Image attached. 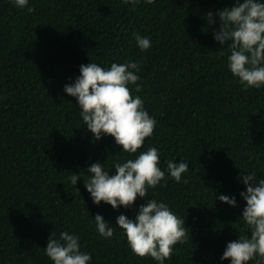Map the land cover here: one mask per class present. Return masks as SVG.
<instances>
[{
    "label": "trees",
    "instance_id": "1",
    "mask_svg": "<svg viewBox=\"0 0 264 264\" xmlns=\"http://www.w3.org/2000/svg\"><path fill=\"white\" fill-rule=\"evenodd\" d=\"M234 3L29 0L28 12L0 0V264H52L44 247L62 230L80 236L91 264H158L134 254L115 225L121 212L134 218L146 198L118 211L92 202L83 183L88 166L99 160L110 168L129 154L110 135L96 140L75 97L63 91L80 64L130 58L139 61L142 84L139 93L130 88L157 120L142 149L158 147L162 168L169 159L189 161L185 179L166 176L147 193L185 218L188 239L165 264H229L220 260L226 243L247 231L238 174L254 170L264 178V87L240 84L227 68V45L213 39L216 11ZM133 32L148 36L151 48L141 51ZM72 172H82L75 186ZM214 192L235 195L237 205ZM97 213L113 224L111 239L97 233Z\"/></svg>",
    "mask_w": 264,
    "mask_h": 264
},
{
    "label": "clouds",
    "instance_id": "2",
    "mask_svg": "<svg viewBox=\"0 0 264 264\" xmlns=\"http://www.w3.org/2000/svg\"><path fill=\"white\" fill-rule=\"evenodd\" d=\"M12 2L19 8L27 7L28 12L34 10L29 0ZM143 2L151 4L154 0ZM125 3L135 7L141 0H125ZM213 15L212 10L205 15L209 25L216 23ZM215 15L219 24L213 39L221 46L227 45L229 72L245 88L264 87V0H235L231 6L218 9ZM132 35L141 51L151 48L148 36L139 32ZM139 71V61L131 58L122 63L113 61L110 66L89 60L79 65V75L65 83L63 91L75 97L78 115L96 140L110 135L121 146L119 152L129 154L125 160L114 161L110 168L99 160L88 166L89 175L83 183L92 202L99 205L103 201L118 211L120 206H132L138 196L146 198L134 218L121 212L116 216L115 225L122 229L134 254L150 256L158 264H165L174 252V245L188 239L185 218L178 216L164 200L149 198L147 193L165 181L166 176L178 183L185 179L183 174L189 169V161L169 159L166 168H162L158 147L142 149L145 138L153 134L157 120L149 114L144 99L133 94L130 88L134 86L135 93L141 91L142 84L137 83L141 79ZM112 169L115 171L110 174ZM81 173L68 177L72 185L77 184ZM238 179L245 186L239 192L246 201L239 218L247 231L226 243L220 260L228 259L229 264H248L255 260L256 264H264V178H258L253 170L240 172ZM214 197L230 206L237 205L235 195L216 196L214 192ZM92 219L100 236L113 237L110 221L100 213ZM44 252L52 264H91L92 260V254L83 248L80 236L74 231L62 230L58 236L50 233Z\"/></svg>",
    "mask_w": 264,
    "mask_h": 264
}]
</instances>
